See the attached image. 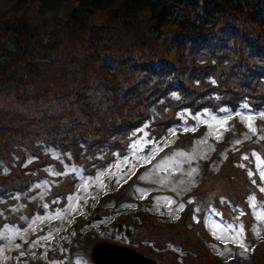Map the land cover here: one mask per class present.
Segmentation results:
<instances>
[{
    "label": "rangeland",
    "instance_id": "rangeland-1",
    "mask_svg": "<svg viewBox=\"0 0 264 264\" xmlns=\"http://www.w3.org/2000/svg\"><path fill=\"white\" fill-rule=\"evenodd\" d=\"M74 1L38 16L35 3L16 13L12 2L0 0V10L32 25L50 26L63 41L42 64L24 59L12 64V78L0 69V153L7 163L0 171V264H93L90 250L100 242L131 248L157 264H264V146L258 142L264 141V109L253 112L244 106L222 115L206 111L192 116V123L186 112L182 122L156 142L146 138L145 122L129 148L121 135L111 145L102 139L130 107L139 110L141 120L148 116L145 110L157 97L148 87L160 86L165 78L155 76L147 85V74L139 68L151 61L154 67L179 69L180 84L189 91L184 100L188 109L223 102L234 94L249 99L244 102H258L254 99L264 95V27L243 15L236 21L214 19L213 31L190 35L172 22H151L144 15L137 16L134 29L125 31L109 16L110 10H90V22L103 29L99 37L86 32L85 38L62 27L61 15ZM227 25L237 27L248 43L238 33L230 39L223 34ZM190 41L202 45L183 46ZM221 50L230 53L225 58L209 55ZM103 61L115 75L102 74ZM258 83L255 91L244 88ZM50 130L67 131L81 143L69 145L74 160L61 173L66 174L64 182L53 195L66 198L65 207L46 203L47 212L41 213L36 202L50 187L46 180L37 181L45 171V157L39 161L35 155L41 146L33 142ZM186 138L190 144L181 147ZM13 143L26 148L21 152ZM118 147L125 154L116 151L110 160L111 148ZM24 152L29 153L26 158ZM88 152L105 153L106 166L97 175L86 174L93 166H81L85 157L90 159ZM46 171L54 181L63 176ZM33 181L42 191L28 196L25 208L28 213L35 210L36 216L20 226L7 210L20 200L19 206L24 205L25 186ZM120 190L129 200L115 210L106 196Z\"/></svg>",
    "mask_w": 264,
    "mask_h": 264
},
{
    "label": "trees",
    "instance_id": "trees-1",
    "mask_svg": "<svg viewBox=\"0 0 264 264\" xmlns=\"http://www.w3.org/2000/svg\"><path fill=\"white\" fill-rule=\"evenodd\" d=\"M7 1L13 3V6H15L13 10L16 13L20 10L18 8L27 4L35 3V7L39 12L38 16L45 12L56 13L61 8V6L67 2V0ZM74 2L75 4L69 8L67 14L65 13L64 15H61V18H63L62 27H64L69 34H80L85 38L86 32L89 33L90 37L93 35L99 37V33L102 32L101 30L103 29L102 25L100 26L97 24L98 26H93L95 24L90 22V17L88 16V12L90 10L97 12L110 10L109 16L111 15L113 18L118 19L119 23L124 28L123 30L125 31L134 29L137 25V16L143 17L144 15H147L151 22H161L163 24L172 22L178 27L179 31H184L190 35L196 33L200 34L203 33V31H213L216 26V23L213 22L214 19L218 21L220 18H225L236 21V19L243 18V15H246L249 21L257 25L259 28L264 27V0H75ZM113 18L111 17V19ZM42 27L43 29L41 31L40 29ZM48 27L49 28H47L46 25H32L24 19H19L17 15L10 16L7 11L0 10V69H2V72L4 70L7 71L6 76L12 78V76H10V74L13 73L12 64H18V60L24 59V62L27 61L32 65H39L46 62L44 59L45 57L55 53L54 51L58 50L59 46L63 45V41L60 39V34L58 36V32L52 30L50 26ZM76 31L78 33L74 34L73 32ZM236 33H238V28L234 25H227L223 31V34H226L229 39L234 37ZM238 35L241 37L243 43H248L246 35H242L240 33H238ZM190 42L191 43L189 44L183 43V46L197 47L202 45L199 42ZM210 43H212V39L210 40ZM206 46L207 45H204L203 47ZM87 48L88 45L86 46V49ZM222 51L223 50H221V52L212 51L209 53V55L213 58H225L230 53H223ZM105 62L106 61H103L99 65V68H102V74L111 76L115 75L113 72V67L108 66V64ZM205 63L207 64L209 62L205 61ZM20 66L22 67L23 71L21 76H25V68L22 65ZM139 69L147 74V85L152 83L151 80L155 76L160 77V75H163L165 78L161 80L162 82L160 83V86L153 84L151 88L148 87L147 92L152 90L154 95L157 97L153 99L151 106L145 110V114L148 115L146 116L145 120H141L143 116L140 115L138 109H136L135 112L131 111L132 108L135 109L136 107H130L128 111H124L125 114L122 119L117 120L116 124L111 129L106 130V132L109 133H102V139H105V143H109V145H111V142H114V140H116V138L121 135L122 141L127 144V147L129 148V145H131L140 135V128L144 126L145 122H147L149 125V127L147 126L148 129L146 130V138L149 140L152 139L154 142H156L161 138L162 135L167 134L170 129L181 123V115H184L186 112L191 115L187 117V121L192 123V116L206 111L214 115H222L226 112H238V110L244 106H246L249 111L253 112H260L262 109H264L263 94H261L259 98L254 99L258 101L256 103L255 101H252L251 103L244 102L248 101L249 99L238 98V94H234L233 96L227 97V99L223 102L217 101L215 104H207L206 106L195 107V109H188L184 107V100L189 95V91L183 90L184 85L182 86L180 84L179 69L176 66L172 65L171 67H154L151 61L148 62V64H144ZM258 87H260V83L254 85H244V88L247 91H255L258 89ZM195 91L200 93V91ZM173 111H175V113L178 115L175 114L173 119L165 124H158ZM131 115H135L136 117H132ZM163 128L166 129H164L162 132ZM154 130H157L158 133L154 132ZM48 132L50 133L45 134L44 137L40 135L37 136L36 140L33 142L34 145L35 143H38L39 147L41 146L38 155L35 156L39 158V161L45 157L44 160H42L41 166L42 168H45V171L42 174L41 179H38L37 181H39L38 183H41V180H46L48 182V186L50 187L43 199H38L36 202L38 205V210L41 213L47 212V209L44 207L46 203L49 206L55 205V207L58 208L65 207L66 198L63 200L60 197H54L53 195L60 190L61 184L64 182V176H66V174L61 173L64 171L66 165L68 166V164L72 163L74 160V156H71L72 152L69 145H77L81 143V141L76 138V135H71L67 131L50 130ZM231 134L232 131L230 130L227 139ZM195 136L196 135H193L191 138ZM188 140L189 138H186L184 144L181 147H183L186 142L187 144H190ZM258 142L264 146V141L262 142L258 140ZM41 143L43 145H41ZM14 146L16 149H20L21 152H23V149L26 148L19 145L18 143H13L12 147ZM115 146L118 145H114L112 147ZM75 149L78 150L80 147H76ZM111 150L112 151L108 154L110 160L113 159L114 152L119 151V153H122L124 151V149L122 150L119 147L111 148ZM54 154L56 156H54ZM88 154L90 155V159L85 157L81 166H85V169L93 166L91 169L93 172H87L86 174L97 175V171L102 170L106 166L103 164L104 160L102 159L104 158L105 153L100 155L94 153L91 155L88 152ZM123 154H125V152H123ZM28 155L29 153L25 154V158ZM88 162H92V165ZM6 168L7 163L5 156L0 153V171ZM46 168H50L51 170L53 169L63 176H59L60 179L58 181H54V175H49L46 171ZM12 170L15 171V168ZM36 178H38V176L35 174L34 179ZM38 183L33 181L25 186V195L24 197L22 196L21 199L25 200L26 203L24 202L22 207L19 206L21 203H23V201L20 200L19 202H15V209L7 210L9 216L14 219V222L20 223V226L21 224L26 226L28 220L36 216L35 210H33L31 213H28L25 207L29 204L28 199H26L28 196L34 198L36 197L37 193L42 191V188L36 186ZM121 192L122 191L120 190V192L114 194L109 193V195L106 196V199L111 198L113 200L115 210H119L121 208L120 206H117L118 204H121V202H128L129 200V194L126 192ZM49 198H51L50 201H48ZM232 200L233 199H230L229 202ZM102 208L103 207L100 206L97 212H99V210ZM52 210L56 209L54 208ZM231 219L235 220L237 217L231 216Z\"/></svg>",
    "mask_w": 264,
    "mask_h": 264
},
{
    "label": "water",
    "instance_id": "water-1",
    "mask_svg": "<svg viewBox=\"0 0 264 264\" xmlns=\"http://www.w3.org/2000/svg\"><path fill=\"white\" fill-rule=\"evenodd\" d=\"M125 234L129 236L128 231ZM90 252V260L94 264H157L136 250L114 243H96Z\"/></svg>",
    "mask_w": 264,
    "mask_h": 264
},
{
    "label": "snow or ice",
    "instance_id": "snow-or-ice-1",
    "mask_svg": "<svg viewBox=\"0 0 264 264\" xmlns=\"http://www.w3.org/2000/svg\"><path fill=\"white\" fill-rule=\"evenodd\" d=\"M249 119H251V117H249ZM244 159H247V157H244ZM262 163H264V162H262ZM260 165H258V167H259ZM193 171H195V169H193ZM261 176L262 177H264V171H262L261 172ZM261 191H264V188H262L261 189ZM183 206L181 205V208H182ZM229 232L232 234V235H235V229H229Z\"/></svg>",
    "mask_w": 264,
    "mask_h": 264
}]
</instances>
